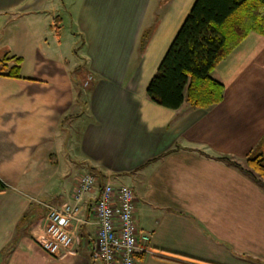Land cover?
Here are the masks:
<instances>
[{"label": "crops", "instance_id": "1", "mask_svg": "<svg viewBox=\"0 0 264 264\" xmlns=\"http://www.w3.org/2000/svg\"><path fill=\"white\" fill-rule=\"evenodd\" d=\"M196 1L0 0V62L22 59L0 76V264H95L93 225L61 258L36 241L85 173L134 189L137 264H264V187L235 165L261 152L264 36L212 72L209 109L147 94Z\"/></svg>", "mask_w": 264, "mask_h": 264}, {"label": "trees", "instance_id": "2", "mask_svg": "<svg viewBox=\"0 0 264 264\" xmlns=\"http://www.w3.org/2000/svg\"><path fill=\"white\" fill-rule=\"evenodd\" d=\"M251 33L264 36V0H197L185 20L147 94L155 103L177 110L188 102L209 109L224 99L223 84L212 77L216 67ZM148 34L142 39L144 48ZM9 67L0 62V76L20 77L21 58ZM261 152L248 158L251 178L264 187V138Z\"/></svg>", "mask_w": 264, "mask_h": 264}, {"label": "built area", "instance_id": "3", "mask_svg": "<svg viewBox=\"0 0 264 264\" xmlns=\"http://www.w3.org/2000/svg\"><path fill=\"white\" fill-rule=\"evenodd\" d=\"M93 76L87 75L83 88H89ZM71 203L49 207L37 236L38 245L50 256L61 258L73 251L82 226L93 225L96 241L91 251L95 264H137L140 254H154L150 236L142 234L137 224L134 189L125 184H100L96 175L83 174ZM92 212L88 219L86 210Z\"/></svg>", "mask_w": 264, "mask_h": 264}, {"label": "rangeland", "instance_id": "4", "mask_svg": "<svg viewBox=\"0 0 264 264\" xmlns=\"http://www.w3.org/2000/svg\"><path fill=\"white\" fill-rule=\"evenodd\" d=\"M246 167H247V164L245 163ZM79 181V180H78Z\"/></svg>", "mask_w": 264, "mask_h": 264}]
</instances>
